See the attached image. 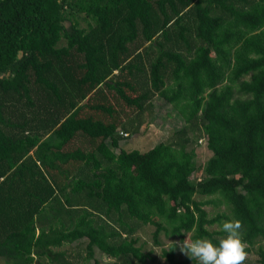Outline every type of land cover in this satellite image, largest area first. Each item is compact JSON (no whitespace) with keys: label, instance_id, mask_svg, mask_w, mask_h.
I'll return each mask as SVG.
<instances>
[{"label":"trees","instance_id":"obj_1","mask_svg":"<svg viewBox=\"0 0 264 264\" xmlns=\"http://www.w3.org/2000/svg\"><path fill=\"white\" fill-rule=\"evenodd\" d=\"M155 96L198 112L177 142L122 149ZM187 127L211 152L192 180ZM236 219L264 264V0H0L1 260L155 264L151 225L196 264L178 242Z\"/></svg>","mask_w":264,"mask_h":264},{"label":"rangeland","instance_id":"obj_2","mask_svg":"<svg viewBox=\"0 0 264 264\" xmlns=\"http://www.w3.org/2000/svg\"><path fill=\"white\" fill-rule=\"evenodd\" d=\"M85 23L82 24V27H85ZM151 109L146 112L144 115L140 116L141 125L136 132L129 133L128 137L122 138L120 141V145L122 149L126 151L138 150L141 153L147 152L150 148L158 144L159 142H177L179 141V136L176 134V131L183 128L185 125H189V119L193 116L194 112L198 111L195 109H190L187 106L180 105L178 109H174L172 105H168L162 99L155 96L152 101ZM129 114L130 118H127ZM134 113H129L128 110L122 113L123 122H129L133 120ZM187 136L192 138L191 146H188V150L193 149L196 155V165L198 167V171L191 177V180L195 176H199V174H203V167L206 161L211 156V152L208 149L206 140L202 138L199 133L192 129L191 127H187L186 129ZM116 152H119V149H116ZM199 200H205L203 197H198ZM204 209L208 212V214L213 217L216 214L213 213L214 208L211 205L204 207ZM157 222L162 226L165 224L157 219ZM211 230H221L220 225H214L210 227ZM155 228L151 225H142L137 232L139 236L140 242H145L146 251L152 250L153 255L155 256V264H169L166 258L162 257V249L168 248L171 244V240L168 235H170L169 231L164 233L161 232L159 235L160 244L157 245L153 242L152 233ZM256 248V247H255ZM65 251L66 256L70 259L74 256L75 252H78L85 257L86 251L79 245V243H75L73 245L66 244L62 249ZM98 257V254H94V257ZM187 257L181 253L180 250L176 253L175 260L176 261H184ZM256 253H249L247 256V261H254L257 259ZM94 258L91 259L93 262ZM0 264H9L0 259ZM188 264H195L194 262H189Z\"/></svg>","mask_w":264,"mask_h":264},{"label":"clouds","instance_id":"obj_3","mask_svg":"<svg viewBox=\"0 0 264 264\" xmlns=\"http://www.w3.org/2000/svg\"><path fill=\"white\" fill-rule=\"evenodd\" d=\"M242 228L240 220H226L222 223L225 235L218 243L207 237H186L177 246L181 253L196 264H244L248 253Z\"/></svg>","mask_w":264,"mask_h":264},{"label":"built area","instance_id":"obj_4","mask_svg":"<svg viewBox=\"0 0 264 264\" xmlns=\"http://www.w3.org/2000/svg\"><path fill=\"white\" fill-rule=\"evenodd\" d=\"M122 135H123V136H127V134H125V133H123Z\"/></svg>","mask_w":264,"mask_h":264}]
</instances>
